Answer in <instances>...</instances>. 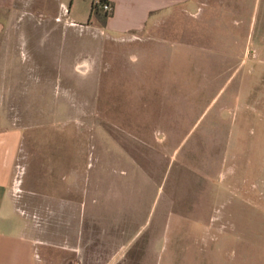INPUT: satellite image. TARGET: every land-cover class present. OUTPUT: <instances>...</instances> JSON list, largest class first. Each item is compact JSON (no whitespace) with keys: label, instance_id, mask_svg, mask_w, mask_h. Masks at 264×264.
<instances>
[{"label":"rangeland","instance_id":"obj_1","mask_svg":"<svg viewBox=\"0 0 264 264\" xmlns=\"http://www.w3.org/2000/svg\"><path fill=\"white\" fill-rule=\"evenodd\" d=\"M53 1L21 5L51 36L1 51L37 79L5 86L24 180L84 190L86 238L116 264H264V0H188L126 33L87 19V0L75 15Z\"/></svg>","mask_w":264,"mask_h":264},{"label":"crops","instance_id":"obj_2","mask_svg":"<svg viewBox=\"0 0 264 264\" xmlns=\"http://www.w3.org/2000/svg\"><path fill=\"white\" fill-rule=\"evenodd\" d=\"M80 1L54 0V3L50 4L57 6V10L62 9L65 15H75L74 5ZM107 1L111 5V12L103 26L104 29L126 33L140 29L149 21H157L156 16L162 10L169 6L183 5L188 0ZM30 2L31 0H10L12 13H8V16L12 17L14 24L10 28H6L4 24V13L0 14V264H116V246L110 247L107 242V248L104 242L102 248L98 231L95 236L92 232L91 236L86 238L84 213H80V209L85 207V201L78 199V196H85L84 190L54 189L47 187V184L40 187V180L63 179L60 173L35 171L29 172V180L27 177L25 180L23 178L25 168L21 154V131L9 118L4 101H8L7 85H33L37 83V79L36 74L29 71L30 61L22 60L19 51L17 55L12 53L14 62L11 65L6 61L5 55L2 56L1 51H4L6 46L4 40L9 37L17 38L16 43L21 49L26 44L30 47L31 43L26 39L21 43V38L52 35L51 29L38 34L35 30L22 26L24 17L28 20L30 18L24 16L21 5ZM89 6L90 0H87V16ZM58 12L50 20L59 19ZM58 31L57 49L59 44H62L60 38L70 36L66 28ZM14 43L12 40V44ZM46 46L49 51L47 43ZM74 62H77V59ZM10 68L14 69L12 76ZM13 91L21 93L18 87ZM89 203L95 204L94 201Z\"/></svg>","mask_w":264,"mask_h":264},{"label":"trees","instance_id":"obj_3","mask_svg":"<svg viewBox=\"0 0 264 264\" xmlns=\"http://www.w3.org/2000/svg\"><path fill=\"white\" fill-rule=\"evenodd\" d=\"M102 1H105V0H102ZM109 15H110V12L106 13V12L100 11L99 9L92 7L90 4L88 18L93 19L100 27L104 26L106 19Z\"/></svg>","mask_w":264,"mask_h":264},{"label":"built area","instance_id":"obj_4","mask_svg":"<svg viewBox=\"0 0 264 264\" xmlns=\"http://www.w3.org/2000/svg\"><path fill=\"white\" fill-rule=\"evenodd\" d=\"M90 4L92 7H95L99 9L100 11L109 13L111 10L110 4L107 0L102 1V0H90Z\"/></svg>","mask_w":264,"mask_h":264}]
</instances>
